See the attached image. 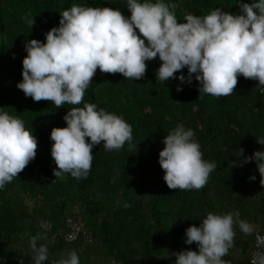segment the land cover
Masks as SVG:
<instances>
[{
  "label": "trees",
  "instance_id": "trees-1",
  "mask_svg": "<svg viewBox=\"0 0 264 264\" xmlns=\"http://www.w3.org/2000/svg\"><path fill=\"white\" fill-rule=\"evenodd\" d=\"M163 2L176 4L177 21L185 23L186 14L203 17L216 8L241 14L239 4L253 0ZM74 4L119 9L126 18L131 15L127 0H0V113L22 119L38 143L35 159L0 188V264H34L30 239L37 234L41 237L37 246L46 242L48 248L45 264H57L73 250L80 264H171L173 253L198 252L195 243H185L188 227L199 226L209 213L237 211L253 231L246 235L236 226L233 246L222 259L226 264H247L255 234L264 232V185L255 161L242 163L244 156L264 152V144L257 142L264 139V93L258 81L238 76L232 95L212 97L200 96L194 76L191 84L180 82L178 77H187V68L176 73L177 78L159 81L158 57L146 61V74L136 81L97 69L84 103H94L98 110L130 124L132 147L126 142L119 151H105L102 141L92 149L86 179L53 175L50 133L54 127L67 126L63 117L73 106L55 108L50 101L35 102L17 84L22 82L27 42H46V33L59 27L60 13ZM29 14L32 26L22 19ZM177 125L191 129L203 159L217 165L200 190L169 189L163 179L159 152L163 139ZM240 148L244 153L238 157ZM251 176L256 179L250 180ZM65 217L90 231L92 242L85 244L82 237L63 242L39 227L41 220L62 227Z\"/></svg>",
  "mask_w": 264,
  "mask_h": 264
},
{
  "label": "clouds",
  "instance_id": "clouds-1",
  "mask_svg": "<svg viewBox=\"0 0 264 264\" xmlns=\"http://www.w3.org/2000/svg\"><path fill=\"white\" fill-rule=\"evenodd\" d=\"M176 7L163 0H127L131 15L126 18L119 9L74 4L60 13L59 27L46 33V42H27L22 82L17 87L35 102L50 101L55 108L73 106L63 117L67 126L54 127L50 133L56 178L70 174L86 179L91 171L92 149L102 141L105 151H119L126 142L132 147L130 124L121 116L98 110L94 103H84L97 69L136 81L144 78L146 61L158 57L159 81L177 78L175 74L187 68V77L181 74L178 79L182 84H191L194 76L200 96L232 95L238 76L258 81L257 87L264 93V0L241 2L238 15L220 8L203 17L186 14L185 23H178ZM22 19L30 26L34 24L31 14ZM176 90L182 88L178 86ZM82 103L83 107H79ZM193 137L191 129L177 125L163 139L159 164L169 189L200 190L217 167L215 162L203 159ZM257 142L264 144V139ZM37 147V138L25 128L22 119L0 113V188L11 183L35 159ZM238 150V157L243 156L244 149ZM252 161L264 185V152L244 156L242 163ZM236 226L246 235L253 231L248 222L240 219L238 211L209 213L199 226L192 225L185 231V243H195L198 252L173 253L174 264H226L222 258L233 246ZM40 238L37 234L30 239L34 264H45L49 257L47 245L37 246ZM57 264L80 261L73 250ZM252 264H264V253L256 254Z\"/></svg>",
  "mask_w": 264,
  "mask_h": 264
},
{
  "label": "built area",
  "instance_id": "built-area-1",
  "mask_svg": "<svg viewBox=\"0 0 264 264\" xmlns=\"http://www.w3.org/2000/svg\"><path fill=\"white\" fill-rule=\"evenodd\" d=\"M39 227L44 234L50 235L52 238H58L59 240L67 243H72L80 237L83 238V242L85 244H90L93 240V235L90 231L84 229L83 225L79 221H75L69 217H65L62 227L54 228L53 224L48 220H41ZM42 245H46V242ZM263 248L264 232L256 233L254 236V249L250 251L247 264H252L253 257L256 254L261 253ZM50 264H54V262L50 261ZM151 264L159 263L153 261Z\"/></svg>",
  "mask_w": 264,
  "mask_h": 264
}]
</instances>
